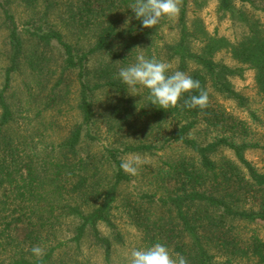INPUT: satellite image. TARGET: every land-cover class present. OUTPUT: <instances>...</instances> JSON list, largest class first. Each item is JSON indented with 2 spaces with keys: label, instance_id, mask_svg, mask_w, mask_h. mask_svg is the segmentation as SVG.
<instances>
[{
  "label": "trees",
  "instance_id": "16d2710c",
  "mask_svg": "<svg viewBox=\"0 0 264 264\" xmlns=\"http://www.w3.org/2000/svg\"><path fill=\"white\" fill-rule=\"evenodd\" d=\"M13 1L26 9L23 27ZM234 1L219 0L218 9L246 23L237 41L210 33L200 19L189 27L188 0H182L178 38L160 46L168 18L143 27L128 8L134 0H0L7 61L0 72V264H88L80 259L87 233L112 264V237L121 239L119 208L148 247L162 243L188 264H264V168L246 156L250 148L264 152V136L254 141L246 120L224 104L245 102L230 78L240 68L215 59L228 49L254 70L264 97V22ZM143 47L151 57L155 48L156 59L170 65L168 75L182 71L199 81L207 106H184L199 90L167 110L151 104L145 88L129 94L117 74ZM95 55L104 60L91 69ZM23 72L20 92L13 91ZM73 82L81 120L52 138L58 117L43 115L61 111ZM104 91L110 93L108 130L126 141L99 154L82 151L85 142H99L94 98ZM31 112L39 126L18 134L15 127ZM158 150L167 160L147 176L150 188L120 197V187L134 177L120 167L124 156ZM71 225L73 233L64 236ZM34 246L43 256L31 252Z\"/></svg>",
  "mask_w": 264,
  "mask_h": 264
},
{
  "label": "rangeland",
  "instance_id": "374dc122",
  "mask_svg": "<svg viewBox=\"0 0 264 264\" xmlns=\"http://www.w3.org/2000/svg\"><path fill=\"white\" fill-rule=\"evenodd\" d=\"M14 7V12L17 15L20 26H24L26 20L27 12L25 7L20 5L18 1L12 2ZM219 0H188L187 3V22L189 27L193 26L196 19H200L203 22L206 30L210 33H217L219 35H224L232 41H237L242 37L247 25L244 22L234 20L228 13H223L218 9ZM234 4L240 9L244 10L248 17L251 19H259L264 22V2L261 0H235ZM178 21L179 14L171 19H167L166 23L163 25V29L160 31V38H158L156 43L162 46L165 42H173L178 38ZM6 31L2 28L0 20V72L4 66H6L7 61L5 59V48H6ZM154 55L156 52L155 48L152 49ZM144 55L147 58H151L150 52L147 47H143L137 56ZM152 55V57L154 56ZM162 57L163 54H161ZM166 58V57H165ZM137 57L134 59V64ZM215 59L227 64L230 67L240 68L239 73L232 75L230 78L234 84L237 91L243 94L245 102L243 105L238 104L235 100L226 99L224 104L226 107L233 112L235 115L246 120L251 129V138L254 141L262 140L264 136V97L260 94L255 81V73L252 68L247 64H242L231 55L228 49H222L215 55ZM104 58L101 55H95L90 60V68L93 69L97 64H100ZM23 74H17L13 81V91L20 92L23 84ZM29 78V77H28ZM2 82V74L0 73V84ZM143 87L138 86V92H141ZM66 92V91H65ZM110 93L107 91L98 93L95 98V110L97 113L96 123L93 125V130L99 136V142H96L94 146L86 142L83 144L82 151H92L99 154L104 146H116L121 142L126 141L124 137H121L120 133L113 134L110 132L108 125L109 113V103H110ZM60 112H50L43 115V118L48 120L53 115H57L59 120L58 128L51 131L52 138H62L66 135L69 130V126L75 122L81 120V114L78 108V88L73 82L70 92H67V97L61 102ZM32 113V114H31ZM27 113L28 117H22L21 122L15 127L18 134L24 135L26 131L29 133V126L32 124L36 128L39 126V122L34 120L33 112ZM32 132V130H31ZM51 138V140H52ZM50 139V138H49ZM158 145L161 143L157 142ZM230 154V151L228 152ZM133 156H139L142 159L149 161L141 165L138 169V174L134 175L133 179L127 183L123 184L119 189V196L132 195L141 193L144 190L150 188V179L147 178L148 175L156 173L159 169L165 166V160H167V155L163 154L162 151L158 150L156 153L144 152V153H129L124 156V160L131 158ZM246 156L250 159L258 168H264V152L260 148H250L246 150ZM118 202V201H117ZM116 202V203H117ZM120 203V199L119 202ZM116 212V224L121 232V239L118 241L113 238V252H112V264H126V257L130 254L132 249L146 248L148 247L142 240L141 232L136 226H134L124 211L115 209ZM70 226V224H69ZM73 225H71L72 228ZM74 228V227H73ZM72 229H66L64 236H70L73 233ZM101 229L103 233L108 234V228L102 224ZM109 235H112L111 233ZM82 255L88 259V264H108L105 261L103 252L100 248L93 244V240L87 233L83 239L82 244Z\"/></svg>",
  "mask_w": 264,
  "mask_h": 264
},
{
  "label": "clouds",
  "instance_id": "9594fccd",
  "mask_svg": "<svg viewBox=\"0 0 264 264\" xmlns=\"http://www.w3.org/2000/svg\"><path fill=\"white\" fill-rule=\"evenodd\" d=\"M182 0H134L128 8L132 9L135 18L140 20L143 27H155L161 18L176 17L180 12ZM170 65L158 61L155 56L147 58L137 56L136 62L119 69L117 77L128 86L127 92L137 95L138 86L148 90L151 104L165 110L176 107L182 94L199 90V95H192L184 100L187 108H204L207 106V92L201 89L200 82L182 71H174L168 75ZM149 161L139 156L122 160L121 169L127 174L136 175L141 165ZM31 252L37 257L44 254L39 246H34ZM126 264H188L187 258L179 253H171L162 243L150 247L132 249L126 257Z\"/></svg>",
  "mask_w": 264,
  "mask_h": 264
}]
</instances>
